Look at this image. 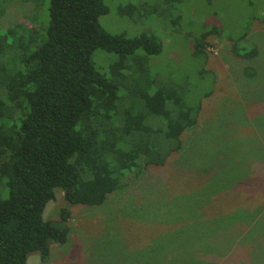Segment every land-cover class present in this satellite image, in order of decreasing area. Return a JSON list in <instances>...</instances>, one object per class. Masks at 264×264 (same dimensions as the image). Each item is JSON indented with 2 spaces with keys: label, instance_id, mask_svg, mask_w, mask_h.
Returning <instances> with one entry per match:
<instances>
[{
  "label": "rangeland",
  "instance_id": "1",
  "mask_svg": "<svg viewBox=\"0 0 264 264\" xmlns=\"http://www.w3.org/2000/svg\"><path fill=\"white\" fill-rule=\"evenodd\" d=\"M104 3L105 31L151 35L161 44L157 55L137 50L126 60V81L109 73L116 54L93 52L95 67L118 86V112L132 107L135 85L152 83L175 90L195 123L165 165L125 178L101 204H71L57 190L43 218L67 226V240L50 242L45 260L31 252L27 264H264V0ZM126 4L134 11H119ZM48 6L0 0V30L12 27L16 36L39 41ZM233 47L256 53L239 57ZM146 122L165 125L152 115ZM63 208L69 215L61 222Z\"/></svg>",
  "mask_w": 264,
  "mask_h": 264
},
{
  "label": "trees",
  "instance_id": "2",
  "mask_svg": "<svg viewBox=\"0 0 264 264\" xmlns=\"http://www.w3.org/2000/svg\"><path fill=\"white\" fill-rule=\"evenodd\" d=\"M126 9L135 8L119 11ZM108 12L104 0H49L39 41L16 36L12 27L0 30V264H27L31 252L45 260L50 242H66L68 227L43 218L57 190L71 204H101L125 178L165 165L195 123L175 90L152 83L135 85L132 107L118 112V86L95 67L93 52L116 54L109 73L126 81V60L137 50L157 55L161 44L151 35L105 31L99 18ZM233 51L243 58L256 53ZM150 115L165 125L150 126ZM150 135L162 143L145 139ZM68 215L63 208L60 221Z\"/></svg>",
  "mask_w": 264,
  "mask_h": 264
}]
</instances>
